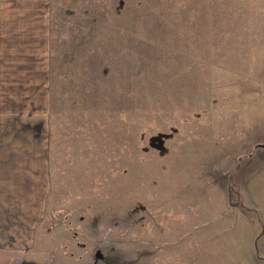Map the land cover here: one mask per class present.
<instances>
[{
  "label": "rangeland",
  "instance_id": "1",
  "mask_svg": "<svg viewBox=\"0 0 264 264\" xmlns=\"http://www.w3.org/2000/svg\"><path fill=\"white\" fill-rule=\"evenodd\" d=\"M47 12L50 194L0 264H264V0Z\"/></svg>",
  "mask_w": 264,
  "mask_h": 264
},
{
  "label": "crops",
  "instance_id": "2",
  "mask_svg": "<svg viewBox=\"0 0 264 264\" xmlns=\"http://www.w3.org/2000/svg\"><path fill=\"white\" fill-rule=\"evenodd\" d=\"M24 2L23 14L0 11V250L9 253L34 247L51 185L48 0Z\"/></svg>",
  "mask_w": 264,
  "mask_h": 264
},
{
  "label": "flooded vegetation",
  "instance_id": "3",
  "mask_svg": "<svg viewBox=\"0 0 264 264\" xmlns=\"http://www.w3.org/2000/svg\"><path fill=\"white\" fill-rule=\"evenodd\" d=\"M25 264H30V263H25Z\"/></svg>",
  "mask_w": 264,
  "mask_h": 264
}]
</instances>
